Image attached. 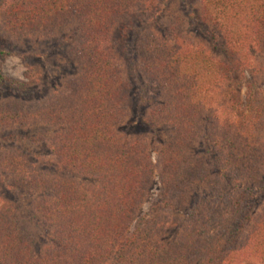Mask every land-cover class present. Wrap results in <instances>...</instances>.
Segmentation results:
<instances>
[{
	"label": "trees",
	"instance_id": "1",
	"mask_svg": "<svg viewBox=\"0 0 264 264\" xmlns=\"http://www.w3.org/2000/svg\"><path fill=\"white\" fill-rule=\"evenodd\" d=\"M200 2L204 20L222 33L232 63L205 46L154 33L131 44L136 24L125 18L136 17L131 12L136 6L157 11L163 0H0L7 35L75 26L78 64L75 78L47 102L0 105V127L51 126L49 147L57 161L95 179L81 184L48 178L16 157L7 161L21 183L42 194L27 218L0 198V264H243L246 257L264 264V208L254 210L247 194L223 183L216 182L218 207L208 201L198 212L195 206L169 242L170 219L142 212L155 177L160 186L155 201L165 209L184 203L190 183L207 180L204 163L189 152L203 118L205 139L217 146L218 159L236 179L245 172L257 177L264 157V147L253 140L260 106L254 101L241 107L225 92L233 64L245 67L252 51H264V0ZM138 72L146 81L141 99L162 97L150 122L175 128L171 141L146 142L121 132L138 92L133 82L141 80ZM8 85L22 83H7L0 68V89ZM32 224L51 228L43 248L35 244Z\"/></svg>",
	"mask_w": 264,
	"mask_h": 264
},
{
	"label": "rangeland",
	"instance_id": "2",
	"mask_svg": "<svg viewBox=\"0 0 264 264\" xmlns=\"http://www.w3.org/2000/svg\"><path fill=\"white\" fill-rule=\"evenodd\" d=\"M163 4L157 11L142 9L141 6L132 9V16L136 17L125 18L127 22L134 21L136 24L130 32L131 44L134 45L147 33H154L170 42L187 41L205 46L219 59L232 63L222 33L214 24L204 20L200 0H163ZM75 28L69 25L27 35H7L3 32L0 14V50L4 52L0 59L1 72L7 83H22L20 86L8 85L0 89V105L25 106L35 101L43 103L66 89L78 72L74 52L77 43ZM121 60L124 62V59ZM246 60L248 63L245 67L240 68L233 64L235 71L228 84V90L225 91L228 92L226 99L232 97L241 107L254 101L260 106L258 110L261 115L253 140L258 143L257 146L264 147V51H252ZM129 72L133 77L132 72ZM140 73L138 72V76L141 80L133 81L138 92L129 105L127 116L120 127L121 132L146 142L159 144L171 141L176 137L175 128L150 122L152 108L162 97L154 95L152 102H144L141 99V86L146 81ZM207 126V118H203L199 136L189 148L190 154L204 163L203 171L206 172L207 180H195L190 183L191 191L184 203L176 208L165 209L159 208V202L155 201L159 198L160 190L158 177H155L147 201L142 207L143 213L150 216H167L170 219L171 224L165 234L168 242L182 232L188 222V214L195 206L200 207V212L208 201L215 206L219 205L214 201L218 184L216 182L247 194V201L254 203V210L264 208V157L258 164L257 177L246 176L248 172H245L242 177L236 179L235 175L224 169L218 159L217 146L205 139ZM53 134V128L46 124L0 127V198L11 205L21 217L27 218L35 214V205L42 193L26 183H21L19 177L6 167V162L10 163L13 157L20 160V164L28 166V170L36 175L68 179L81 184L95 183L94 178L77 174L57 161L49 147ZM152 155L153 158L156 157L155 152ZM213 181L214 184L211 183ZM252 189L256 190L259 196H252ZM152 205L154 208L150 210ZM36 217L38 218V215ZM39 225L32 224L31 228L35 232V244L38 248H43L48 244L51 228L48 225ZM243 264L262 263L256 258L246 257Z\"/></svg>",
	"mask_w": 264,
	"mask_h": 264
}]
</instances>
